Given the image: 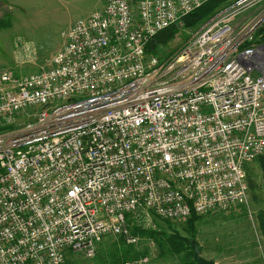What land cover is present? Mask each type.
<instances>
[{"label":"built area","instance_id":"1","mask_svg":"<svg viewBox=\"0 0 264 264\" xmlns=\"http://www.w3.org/2000/svg\"><path fill=\"white\" fill-rule=\"evenodd\" d=\"M206 0H102L49 66L0 71V264L136 245L128 216L189 219L247 202L264 156V14L239 0L175 55L149 42ZM146 258L126 264H143Z\"/></svg>","mask_w":264,"mask_h":264},{"label":"rangeland","instance_id":"2","mask_svg":"<svg viewBox=\"0 0 264 264\" xmlns=\"http://www.w3.org/2000/svg\"><path fill=\"white\" fill-rule=\"evenodd\" d=\"M100 3V0H9L7 5L0 4V71L29 75L49 66L60 47L61 31L89 16ZM251 3H254L253 7L241 8L234 19L247 20L264 14V0H252ZM177 28L172 40L156 48L159 58L177 54L195 32V29L188 30L179 25ZM246 181V204L201 215L193 239L185 230L187 219L167 221L151 217L144 221L138 216H129L130 224L141 231L177 234L195 241L202 257L216 264L264 263L258 257L264 258V233L260 228V218L264 220V181L257 161L247 164ZM138 237L140 240L126 263L146 258L143 264H182L178 256L161 253L158 245L146 235ZM117 239H104L91 258L67 253L62 264H113L111 255L120 253L117 247H122Z\"/></svg>","mask_w":264,"mask_h":264},{"label":"trees","instance_id":"3","mask_svg":"<svg viewBox=\"0 0 264 264\" xmlns=\"http://www.w3.org/2000/svg\"><path fill=\"white\" fill-rule=\"evenodd\" d=\"M239 0H206L200 8L193 11L189 15L185 16L183 19L179 20L176 24L164 29L163 31L159 32L147 45L146 47V53L149 55H157L156 48L158 46H165L170 40L174 38L175 31L179 30L177 26H181L184 29L192 30L195 29V31L209 18L214 16L218 11H220L223 8L228 7L229 5L237 2ZM177 25V26H176ZM261 34V39L264 40V25L258 30L257 35ZM157 52V53H156ZM168 57V56H166ZM257 163L259 165V168L261 170V176L264 181V156L258 158ZM203 216L192 214L189 219L186 221V232L188 235L193 239L194 238V232L196 229V223L202 219ZM262 223H260V228L264 233V220L261 217L260 218ZM127 223L129 226L130 234L132 236H142L146 235L148 238L152 239L160 248L161 253L163 254H169L171 256H178L180 259V262L182 264H195L193 260V252L190 247V242L188 238L179 236L177 234L171 235L167 233L157 232V231H141L140 229H137L136 227L132 226L131 220L129 219V216L127 218ZM113 237V236H108ZM106 237V238H108ZM104 238V239H106ZM122 245V247H117V251L120 253L111 255L113 264H125L130 254H132V250L134 248V245H129L125 243V240L122 237H117ZM135 254L139 256V253ZM70 253V252H69ZM136 255V258H137Z\"/></svg>","mask_w":264,"mask_h":264},{"label":"water","instance_id":"4","mask_svg":"<svg viewBox=\"0 0 264 264\" xmlns=\"http://www.w3.org/2000/svg\"><path fill=\"white\" fill-rule=\"evenodd\" d=\"M190 247L193 252V260L195 264H216L215 261L202 257L200 247L195 241L190 242Z\"/></svg>","mask_w":264,"mask_h":264},{"label":"crops","instance_id":"5","mask_svg":"<svg viewBox=\"0 0 264 264\" xmlns=\"http://www.w3.org/2000/svg\"><path fill=\"white\" fill-rule=\"evenodd\" d=\"M100 7L98 8V9H95V11L94 12H92L91 14H89V16L90 15H92L93 13H95V12H97V11H100L101 9H102V7H103V2H102V0H100ZM0 4H9V0H0ZM88 17V16H87ZM261 171V170H260ZM262 177V176H261ZM258 257H260V261L262 260V262H264V258H263V256H258ZM259 264V263H258ZM261 264H264V263H261Z\"/></svg>","mask_w":264,"mask_h":264}]
</instances>
